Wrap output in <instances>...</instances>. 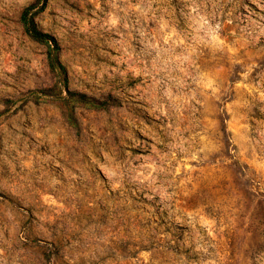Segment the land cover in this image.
<instances>
[{
  "label": "rangeland",
  "instance_id": "rangeland-1",
  "mask_svg": "<svg viewBox=\"0 0 264 264\" xmlns=\"http://www.w3.org/2000/svg\"><path fill=\"white\" fill-rule=\"evenodd\" d=\"M41 2L0 0V264H264V0Z\"/></svg>",
  "mask_w": 264,
  "mask_h": 264
},
{
  "label": "trees",
  "instance_id": "trees-1",
  "mask_svg": "<svg viewBox=\"0 0 264 264\" xmlns=\"http://www.w3.org/2000/svg\"><path fill=\"white\" fill-rule=\"evenodd\" d=\"M44 1L45 0H42L41 6H43ZM27 15H28V9L25 10L21 16V22L23 24L26 34L36 41H41V42H46V43H50V42L55 43L54 39L51 36H49L46 33L40 32L35 27H33L29 19L27 18Z\"/></svg>",
  "mask_w": 264,
  "mask_h": 264
}]
</instances>
